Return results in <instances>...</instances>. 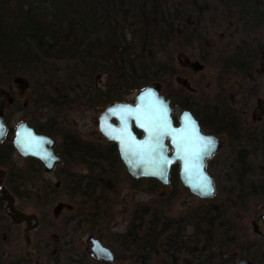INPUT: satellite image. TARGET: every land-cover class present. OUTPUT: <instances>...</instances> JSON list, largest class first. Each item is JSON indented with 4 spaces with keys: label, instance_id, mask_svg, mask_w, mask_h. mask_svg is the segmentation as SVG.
<instances>
[{
    "label": "trees",
    "instance_id": "1",
    "mask_svg": "<svg viewBox=\"0 0 264 264\" xmlns=\"http://www.w3.org/2000/svg\"><path fill=\"white\" fill-rule=\"evenodd\" d=\"M231 1L241 8L240 15L248 14L255 5V0ZM176 11L171 0H0V85L13 76L26 75L31 68L34 76L39 72L46 81L35 91L32 102L37 108L44 105L58 114L73 106L101 109L125 101L129 94L150 85L169 97V87L178 73L174 55L183 47L171 35L179 28L174 22L175 16H180ZM34 76L27 75L32 84ZM102 77L105 81L98 87ZM195 105L189 108L200 119L204 112ZM211 107L209 117L214 121L216 101ZM29 123L40 132L61 137L58 149L63 165L76 164L87 170L82 175L65 174L62 179L61 192H67L75 205L80 204L75 216L65 223L82 225L86 219L105 218L102 208H108L105 194L112 189V181L108 184L112 168L122 166L116 145L106 139L85 140L64 133L57 116ZM13 129L8 126L0 141V167L9 170L3 185L16 199L28 198L33 194L26 195L25 174L19 178L11 174L13 166L8 158L14 152L10 139ZM256 159L249 171L233 174V186L227 193L236 204L249 196L264 197V157ZM147 180L152 188L165 187L155 179ZM176 183H180L178 171L172 167L169 184ZM19 204L17 207L23 209ZM154 207H135L128 230L118 238L120 252L130 264H193L199 256L212 264L218 255L221 259L225 252L240 247L222 205L203 206L189 213V219L195 218V231L187 243L181 238L186 217L171 219ZM3 212L0 196V214ZM70 229L67 225L66 230ZM97 237L103 239L101 234ZM250 248H240L239 252L249 256ZM256 250L250 255L253 261ZM234 259L230 254L221 260L222 264H232Z\"/></svg>",
    "mask_w": 264,
    "mask_h": 264
},
{
    "label": "rangeland",
    "instance_id": "2",
    "mask_svg": "<svg viewBox=\"0 0 264 264\" xmlns=\"http://www.w3.org/2000/svg\"><path fill=\"white\" fill-rule=\"evenodd\" d=\"M207 1L208 0H205V2ZM13 10L14 9H11L9 11ZM210 15H213L212 11L207 12L205 17L208 18ZM216 15L219 17V12H217ZM6 21L10 23V20ZM201 22L207 24L206 35L202 38V42L179 51L184 52V55L181 57L177 55L176 58V54L174 55V64L178 67L179 79L177 83L175 81L172 83L171 87H169V93L173 97L185 95L189 98L195 97L196 101H199L200 97L197 94H193L191 91L184 89L188 86L198 90L199 93L206 96V101H204V103L206 102L212 105L214 101L212 95L215 94L219 86V52L212 49V45H215V42L223 43L228 39L232 44H244V42H246L247 46L250 44L249 48L251 49L256 45L257 49L258 44L256 41L260 38L257 39L256 37L254 41L252 40L253 42L250 43L252 37L235 31V29L228 26L227 22H222L221 25H218L219 23L209 25V22L206 20L205 22ZM230 35L232 38H230ZM219 37L224 38L222 42H219ZM262 49L264 50V47ZM206 54L207 57L205 58ZM185 62L190 63L192 67L180 66ZM258 65L259 64L256 63L257 69L259 68ZM33 73V69L30 68L27 70L26 75H22L29 80V85L22 97H16L17 87L12 84L11 81L0 85L1 88L7 90L9 94L15 98L11 104H6L1 101L2 111L7 125L14 128L18 123L24 120L28 123H38L53 115L58 117L59 128H62L64 133L71 132L74 133L72 135L76 134L82 139L97 141V139L101 137L98 131L97 118L103 108L95 109L87 106H73L71 109H65L61 114L51 112L49 108L44 105L37 108L32 102L33 94L41 88L42 83L46 84V81L45 79H41L39 72L36 76H34ZM262 74L263 73H259L257 76L253 74L255 77L253 81L243 73L231 76L230 78L225 77L223 85L228 93L236 95L238 89L252 87L253 84H258L262 87L261 92L264 96V75ZM27 75L34 76L35 84H32V81ZM104 79L105 77H102L97 83L98 87L103 86ZM239 82L240 84H238ZM38 85L40 86L38 87ZM135 94V92L129 94L126 100L134 98ZM25 101H27V105L23 106ZM230 101L232 100L230 99ZM199 104L202 105L203 102ZM256 106L257 105H251V107L247 108L246 115L248 118L249 116L252 117L257 114L255 113L254 115V113H252ZM174 111L175 114L178 115L180 107H176ZM254 112H256V110ZM12 136L13 134L10 136V139ZM55 139L57 140V145H59L61 137ZM223 152V149H221L220 152L217 151L209 160L206 167L213 176L216 187L215 194L209 199H200L194 196L187 188L183 187L181 183L152 188L147 178L133 179L127 173L123 165H116V167L112 168L111 178H109L108 181V184L112 181V189L110 188L105 194L108 208H102L105 212V218H101L100 215L95 219H86L85 223L82 225L65 223L68 217L75 216L74 213L77 211V207L80 204L75 205L69 198L67 192H61V186H63L62 178L64 175L71 173L68 169H70L72 173L75 172L77 175H82L87 171L84 167L72 164L74 166L65 168L62 164L59 167L57 166L58 168L55 167L52 171H45L43 169H37L32 163L22 159L16 151L11 153L8 160L9 164L13 166V171L11 172L13 178H19L20 175L25 174L27 181V183H25L27 189L26 195H28L29 192L33 194L32 197L18 198L17 202L20 203V206H23V210L35 213L39 218V225L30 232V237L34 243L37 244L40 241L45 247V249H43L44 253L33 249L39 257L38 260L42 262V264H78L76 260L82 259L81 257L84 256L83 252L86 241L91 234L95 236L101 234L103 238L102 241L113 249L116 254V260L113 264H130L123 252H120L121 250L117 242L118 238L123 236L128 230L135 207L142 205L146 207L147 205L151 207L154 205V209L171 219H177L183 216L186 217L185 222H183L184 226L182 225L181 230L183 243H187L195 231L193 225L195 218L191 216L189 219V213L203 206L222 205L227 220L232 225L231 233L234 234L240 245V247L230 250V252H225L226 255L223 257H228L230 254H236V256H238L240 248L248 249V247L255 245L256 251L258 252L257 255L254 254L256 258L254 264H264L262 260L264 257V226L259 225V230L257 229V231L253 223L259 208L264 206V197L249 196V198L241 204L234 203V200H232L227 193L228 189L233 186V174L227 172L225 169L222 170L219 168V162ZM224 156H226L224 157V165L229 166L231 160H234V158L225 154ZM257 160L256 158L251 159L252 164L256 163ZM4 169L8 174V168L6 167ZM248 181L250 182L251 180ZM41 185H43L44 188H42ZM38 190H41L40 193ZM3 214H0V238L3 232H6L7 235L10 234L8 238L3 239V248L11 251V253L16 252L17 254L24 255L26 251L33 248V243L30 248H26L22 232L24 226L11 225L8 217ZM93 220L96 222L94 223ZM92 222L94 223L93 225ZM67 225H70L72 230H66ZM54 240H56L55 243L53 242ZM36 246L37 245H35L34 248ZM9 254L10 253H7L6 255ZM196 255L198 256L199 254L196 253ZM73 257H76V260H72ZM223 257H221V259ZM206 259L199 256L198 259L194 260L193 264H208ZM221 259L216 257L212 264H222ZM234 261L232 264H234ZM166 264H170V262L168 261Z\"/></svg>",
    "mask_w": 264,
    "mask_h": 264
},
{
    "label": "flooded vegetation",
    "instance_id": "3",
    "mask_svg": "<svg viewBox=\"0 0 264 264\" xmlns=\"http://www.w3.org/2000/svg\"><path fill=\"white\" fill-rule=\"evenodd\" d=\"M172 1H173V6L177 9L176 14L180 13V16L179 17L175 16L174 22L175 24H179V28L175 29V31H172L171 35L174 36L175 42L183 46L181 49H179L176 52V58L177 55L178 57L184 55V52H179V51L185 50L186 48H189L190 46H194L196 44L198 45L202 42V38L206 35L207 24L205 23L206 24L205 25L201 21L205 22V20L209 22L208 23L209 25H215L216 23L217 24L219 23L218 25H221L222 22H227L228 26L235 29V31H238L239 33H243L246 36L252 37L250 43L254 41V38L256 37L257 39L260 38L258 41H256V43L258 44L257 49H256V45L253 49H251L249 48L250 44L247 46L246 42H244V44L241 43L232 44L231 41L228 39L223 43L215 42V45H212V49H215V51L219 52V86L215 94L212 95V99L216 101L215 112L217 113V116L214 118V121L212 117H209L211 115V108H212L211 104H207L206 102L204 103V101H206V96H204L202 93H199L198 90L194 88H190L187 85H186L187 87L184 88L185 90L191 91L193 94H197L200 97L199 98L200 100L196 101L195 97L189 98L188 96L185 95L179 97H175V96L173 97L172 95H170L169 97H167L166 94L163 93L161 89L156 86L158 90L166 96V98L170 99V104L173 109L172 111L173 121L175 125L178 123L177 116L179 114L176 115L174 109L176 107H180V112L183 111L184 109L191 111V113L197 119L200 129L203 133L212 134L216 136L218 140V145L214 154L217 151L220 152L221 149L224 150L222 158L219 162L220 169L222 170L225 169L227 172H230L232 174L238 172L241 173L243 171H249L251 167L250 165L252 158L264 157V96L262 95L261 92L262 87L258 84H253L252 87H243L241 89H238L237 94L234 95L227 92L226 88L223 85V82L225 77L230 78L231 76L242 73L247 75L251 81H253L255 78L253 74L257 76L259 73L260 74L263 73L262 75H264V50L262 49L264 47V7L260 5L262 1L255 0L254 1L255 5L251 9L252 12L250 10L248 14H244V15H240L241 8L234 7L233 6L234 3L231 0H208L207 2H205V0H184V1L171 0V2ZM211 11L213 15L212 16L210 15L208 18L205 17L206 13ZM217 12H219V17L216 15ZM182 15H184V17L182 18L181 21L179 19H181L180 17ZM239 19H241V21H238ZM244 20H248V22H243ZM230 38H232L231 35ZM223 39L224 38L219 37V42H222ZM206 57L207 54L205 58ZM256 63L259 64L258 69L256 67ZM184 64L183 65L181 64L180 66L192 67L191 64L188 62H185ZM177 72L178 73L173 77V83L175 81L177 83V80L179 79L178 76L179 71ZM238 84H240V82ZM2 89L3 88H0V91ZM23 94L19 95L17 90L16 97H22ZM14 99L15 98L12 97L11 103H13ZM230 99L232 101H230ZM1 101H3L6 104H11L8 103L6 96L0 92V105L2 103ZM125 101H130L134 103V98ZM200 102H203V104L200 105L199 104ZM195 103L199 104L204 112L200 119L198 117V114L195 113L193 109L191 110V108H189V106L196 107ZM26 105H27V101L23 103V106ZM251 105H257L252 112L254 113V115L255 113L257 114L252 117L249 116L248 118L246 115V110L248 107H251ZM255 110L256 112H254ZM133 129L138 136L142 135V133L139 130H137L136 128ZM52 138L54 140L53 146L57 154L61 157V162L59 164H55L53 168L46 169L39 160L33 157H21V156L20 157L22 159H25L29 163L31 162L34 163L33 166H36L37 169H43L45 171L54 170L55 167L57 166L59 167L60 165L63 164V154L58 149L57 140L53 136ZM100 139H105V138L101 136ZM169 152H171V150ZM224 154L234 158V160L233 159L231 160L229 166L224 165V157H226L224 156ZM213 155L211 156V158L213 157ZM211 158L207 160L206 167ZM64 166L65 168L71 167L68 165H64ZM172 167H176L177 171L179 172V164L177 162L173 163L171 165V168ZM0 170H3L4 172L3 178L5 181V178L7 176V171L4 168H0ZM68 170L72 172L70 169ZM169 183H170V174H169ZM215 191H216V187H215ZM16 203H17V199L15 198V205ZM4 205H5V201H4ZM28 213H32V212H28ZM5 216L8 217L7 215ZM8 219L11 225L13 226H18V225L24 226L22 232H23V239L25 242V246L26 248L27 247L30 248L33 243V248L29 251H26L24 255L17 254L16 252L11 253V251L4 249L2 246V243L4 242L3 239L8 238V236L10 235V234L7 235L6 232H3L0 238V264H42V262L38 260L39 257L38 255H36L35 250L44 253L43 249H45V247L40 241L37 244L34 243L30 237V232L36 229V227L39 225L38 216H37L38 219L37 226L29 230H26L27 226L25 222L16 224L9 217ZM260 225L264 226V222L260 223ZM25 235L29 236V243H27L25 239ZM90 236H95V235L91 234ZM53 242L55 243L56 240H54ZM102 243L104 242L102 241ZM35 245L37 246L34 248ZM249 248L250 247H248V249ZM250 250H251L250 255H252V253H254L256 250V246L252 245ZM90 251H91V245H88L86 241V246L83 252L84 256L81 257L82 259L76 260L75 259L76 257H73V260H76L78 264H83V263L107 264L92 259L89 255ZM7 253L10 254L6 255ZM250 255L249 256L242 255L239 252L238 256L234 254L235 257L234 260L236 261L237 258L244 256L249 260H251L254 264V261L252 259L253 257H251ZM217 258L219 259V255ZM115 260H116V254H115Z\"/></svg>",
    "mask_w": 264,
    "mask_h": 264
},
{
    "label": "water",
    "instance_id": "4",
    "mask_svg": "<svg viewBox=\"0 0 264 264\" xmlns=\"http://www.w3.org/2000/svg\"><path fill=\"white\" fill-rule=\"evenodd\" d=\"M12 84L16 85L19 95H22L28 85L29 80L22 76L16 75L11 79ZM6 96L8 103H11L12 97L9 93L2 89L0 91ZM151 94V95H149ZM122 109L131 110L132 114L121 111ZM158 109V110H157ZM139 110V111H137ZM172 107L170 99L161 93L154 85L145 87L136 92L134 95V103L130 101L115 102L104 107L98 118V131L102 137L108 141L113 142L117 146L119 158L122 165L125 167L127 173L133 179L152 178L161 185L169 184V172L171 165L175 162L179 164V180L183 187L194 196L200 199H209L215 194V185L212 175L206 169V162L217 149L218 140L212 134L203 133L200 129L199 123L191 111L184 109L177 116L178 123L175 125L172 115ZM116 114H113V113ZM158 117L155 123H165L169 126L171 134L165 135L162 138V147H157L153 150L152 146L156 144V138L153 136L148 147H137L138 145H145L149 142V134L146 128L139 127L140 123L148 125V115ZM188 114L192 121L198 128V136L204 139H211L213 144L209 146L206 154H202V159L199 161L201 167L199 169L193 168L190 173H185L183 152L178 155L177 144L181 147L186 143L179 134L186 133L184 117ZM125 121L127 123V132H125ZM139 130L142 135L138 136L134 129ZM114 130V131H113ZM7 132V124L4 120L2 111V104L0 105V141L4 138ZM30 134V136H28ZM128 134L131 139H128ZM27 139L25 140V137ZM120 136L121 139H116ZM18 138L25 140L24 144L18 143ZM174 139L176 142L174 143ZM33 141L35 143H33ZM123 141V142H122ZM27 144V147L25 146ZM127 144V151L125 150ZM12 145L21 157H33L39 160L46 169H51L55 164L61 162V157L57 154L54 148V140L51 135L38 131L35 127L30 125L26 120L21 121L14 127ZM193 148H202L199 138L192 140ZM171 150V152H169ZM161 156L167 163H161ZM4 172L0 170V196L4 205V213L14 223H26V230L33 229L37 226L38 219L35 213H28L20 210L15 205V197L9 189L3 185ZM203 178V179H202ZM207 182L208 190H202V184ZM264 222V207H260L255 218L254 228L258 229L260 223ZM27 243H29V236L25 235ZM87 244L91 245L90 257L96 261L103 263H113L115 261L114 251L102 241L95 237L89 236ZM235 264H253L248 258L241 256L236 259Z\"/></svg>",
    "mask_w": 264,
    "mask_h": 264
},
{
    "label": "snow or ice",
    "instance_id": "5",
    "mask_svg": "<svg viewBox=\"0 0 264 264\" xmlns=\"http://www.w3.org/2000/svg\"><path fill=\"white\" fill-rule=\"evenodd\" d=\"M149 95H151V94H149ZM121 111L127 112L129 115L132 114L131 110H129V109H122ZM137 111H139V110H137ZM113 114H116V113L114 112ZM147 119H148V125H146L145 123H140L139 127L147 129L148 134H149V138H150L149 142L146 143L145 145H138L137 147H148L150 142H151V138L153 136H155L156 144L152 146L153 150H155V148L163 146L162 145V138L165 135L171 134V130H170L169 126L167 125V122L155 123V121L159 118L152 116L151 113L148 115ZM184 123H185V130H186L187 134L185 135V133H181L179 135L182 139H184L186 141V143L183 145V147H181V145L178 143L177 144V152H178V155H180V153L183 152V156L181 158L183 159V163H184V171H185V173H190L191 169H193V168L199 169L201 167L199 161L202 159V154L207 153L209 146H211L213 144V141L211 139L206 140V139L198 136V128L195 125V122L192 121L191 117L188 114H185ZM125 132H127L126 121H125ZM28 136H30V134H28ZM115 138L121 139L120 136H116ZM194 138H199L201 144L203 145L202 148H193L192 147V140ZM26 139H27V136L25 137V140ZM128 139L129 140L131 139L130 134H128ZM25 140H21L18 138L17 142L24 144ZM175 142H176V140L174 139V143ZM33 143H35V142L33 141ZM25 146L27 147V144H25ZM125 150L127 151V144H125ZM160 162L161 163H167V161L164 160L163 156H161ZM201 187H202V190H208L209 189V185L207 182L203 183Z\"/></svg>",
    "mask_w": 264,
    "mask_h": 264
}]
</instances>
